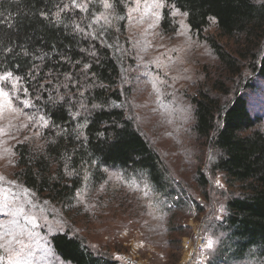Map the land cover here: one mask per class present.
Wrapping results in <instances>:
<instances>
[{
  "label": "trees",
  "instance_id": "trees-1",
  "mask_svg": "<svg viewBox=\"0 0 264 264\" xmlns=\"http://www.w3.org/2000/svg\"><path fill=\"white\" fill-rule=\"evenodd\" d=\"M161 1V32L178 30L172 9L188 13L184 16L190 33L215 55L214 74L191 96L190 130L191 137L213 148L210 174L221 173L225 188H214L203 168L188 171L193 185L181 175L180 163L170 169L133 118L129 99L136 90L131 82L143 78L151 83L152 77L136 75L130 48L122 57L118 53L126 41L123 23L114 25L113 20L125 10L118 0L109 20L98 17L99 6L75 9L71 0H0V71L19 75L33 108L49 124L15 144L13 174L35 196L55 204L63 219L73 218L77 224L98 205L117 209L118 215L142 227L147 242L170 250L162 264L179 260L192 206L198 213L207 208L199 219L215 215L205 224L206 233L222 234L209 264H263V113H254L249 96L239 91L247 77V91L259 88L252 81L255 76L264 81V0ZM211 26L216 30L206 34ZM122 66L129 81L122 78ZM81 124L87 127L77 138ZM110 172L119 173L112 187ZM196 189L204 201L191 194ZM219 206L221 218L216 217ZM75 226L67 224L50 235V246L62 260L127 264L114 258L109 247L89 243Z\"/></svg>",
  "mask_w": 264,
  "mask_h": 264
},
{
  "label": "rangeland",
  "instance_id": "rangeland-1",
  "mask_svg": "<svg viewBox=\"0 0 264 264\" xmlns=\"http://www.w3.org/2000/svg\"><path fill=\"white\" fill-rule=\"evenodd\" d=\"M117 0H108L111 8L103 6V0H77L78 3H86L99 6L100 14L105 20L112 18V8ZM124 7V13L114 16V25L122 22L126 41L119 44V54L122 57L125 48L132 51L133 63L136 66V75L144 77L149 74L152 77L151 83L147 79L133 80V87L136 92L131 94L129 103L131 113L137 125L143 130L145 136L162 152L168 166L173 171L180 163V173L188 178V171H196L197 167L203 168L212 181L214 188L218 190L225 188L221 173L210 174V162L214 156L212 147L198 142L191 137L190 125L192 123L191 96L197 92L199 87L207 84L210 74H214L216 58L209 45L202 40L195 38L189 31L183 13L172 9L178 30L173 34H164L159 29L161 20V10L163 2L161 0H118ZM160 5V6H157ZM120 28H117L119 31ZM215 27L211 26L205 33H213ZM128 42V43H126ZM225 45L229 46L224 41ZM231 46V44H230ZM152 67V68H150ZM125 66H122V78L129 81ZM5 71H0L3 75ZM19 77V75L14 74ZM250 80L247 77L243 80L240 91L249 96L251 110L254 113L262 110L263 120L260 128L264 131V81L257 76L252 80L259 88L256 91H247L244 83ZM252 82V83H253ZM238 81L234 84V86ZM130 84V83H129ZM233 85V84H231ZM233 86V87H234ZM144 93H141V89ZM17 89L10 86L5 90L10 92L12 106L6 101L3 104V113L0 115V261L2 264H15L13 256L7 246V241L11 239L5 233L19 231L12 221H19L20 225L28 228L33 233L31 237L25 235L20 237L30 247L21 253V264L27 251H32L29 257L30 264H69L54 253L50 246V235L56 231L67 228V224L74 223L76 229L89 243L98 246L100 249L110 248V253L114 258H118L130 264L127 257L130 255L136 264H162L165 262V251L157 243L147 242L144 237L142 227L135 224L126 217L118 215L117 209L113 210L103 205L96 206V211L86 217L84 222L75 223L74 219L64 217L59 208L43 197L35 196L28 188L23 186L14 176L15 152L14 146L17 142L28 139L37 134V130L43 128L41 117H45L37 112L24 93V86L19 80ZM27 99L30 107H23L20 101ZM185 155V157H183ZM190 173V174H191ZM189 174V176H190ZM177 179L183 177L174 174ZM110 187L113 182L119 179V173L110 172ZM219 180L222 187L217 185ZM192 184L190 177L187 179ZM193 185V184H192ZM106 190H102V193ZM196 200L204 198L201 190L196 189ZM203 197V198H202ZM205 199V198H204ZM6 206V207H5ZM186 219L185 226H189V233L181 238L180 258L175 264L185 261L190 243L195 241L194 231L200 229L206 237L205 254L198 256L200 263L209 264L211 255L220 246L219 241L222 234L219 232L204 231L205 224L215 215L211 213L205 220L199 219L207 212V208L198 213L195 206ZM20 209H23L21 212ZM224 211L219 206L216 217L221 218ZM198 214V216H197ZM29 218L35 219L36 227L32 228ZM73 221V222H72ZM74 226V225H73ZM213 242L212 249L206 247L207 242ZM12 248L19 250L20 246L13 244ZM173 253V252H172ZM214 257V256H213ZM223 264V261H221ZM230 264H253V262L242 261ZM264 264V260H263Z\"/></svg>",
  "mask_w": 264,
  "mask_h": 264
},
{
  "label": "snow or ice",
  "instance_id": "snow-or-ice-1",
  "mask_svg": "<svg viewBox=\"0 0 264 264\" xmlns=\"http://www.w3.org/2000/svg\"><path fill=\"white\" fill-rule=\"evenodd\" d=\"M89 2H90V0H89ZM71 6L75 9H80V10H85V11L87 10V4L86 3H78L77 0H71ZM103 6L105 8H111L112 7V5L108 2V0H103ZM157 6H160V5H157ZM65 7H68V6L65 5ZM62 11H64L63 8L60 9V12H62ZM183 15H188V13H183ZM56 19H57V22L60 21V13L59 12L57 13ZM2 22L3 21H0V23H2ZM212 22L213 23L216 22L214 17L212 18ZM76 27L78 30L83 31V29L79 28V25H77ZM8 51L11 52L12 49L9 48ZM88 67H90V66L85 65L86 69ZM20 79H21L20 77H17L14 75L13 71L5 70L4 74L0 75V102L6 101L10 107L12 106V98H11L10 92L5 90V89H6V87L10 86L12 89L19 90V89H17V84H18ZM24 93H25V95H27V90H24ZM20 103H21V105H23V107H30L31 106L27 99L21 100ZM84 107H85V105H81V108H84ZM2 113H3V104L0 103V115H2ZM41 120L43 121L44 127L49 126L48 121L44 120L43 117H41ZM85 127H87V124H81L79 126V129H77V138H79V136H82L84 134L82 129ZM65 167H66V165H65ZM105 171H107V169H105ZM67 174L72 175L73 173L69 172ZM76 175H79V173H76ZM216 183L220 187L223 186L220 184L219 180H217ZM81 203H82V201H81ZM20 211L22 212L23 209H20ZM12 223L17 226L19 231L18 232L17 231H10V232L5 233V235H8L11 237V239H9L7 241V246L11 252H15V255L12 257L15 264H21V253H25V250L29 249L30 246L28 244H26L24 239H21L20 237H24L25 235L31 237L33 233L31 232L30 229L25 228L23 225H20L19 221L14 220V221H12ZM29 224L31 225L32 228L36 227L35 219L29 218ZM0 227H2V226H0ZM69 239H71V237ZM13 244L20 246L18 251L15 250L14 248H12ZM3 247H4V245H0V248H3ZM206 247L208 249H212L213 242L211 240H209L206 244ZM32 255H33L32 251H30V250L27 251L26 255L23 257V264H30V261L28 258L31 257ZM0 264H2V261H0Z\"/></svg>",
  "mask_w": 264,
  "mask_h": 264
},
{
  "label": "built area",
  "instance_id": "built-area-1",
  "mask_svg": "<svg viewBox=\"0 0 264 264\" xmlns=\"http://www.w3.org/2000/svg\"><path fill=\"white\" fill-rule=\"evenodd\" d=\"M195 241L190 243V250L185 261H182L180 264H202L198 261V256H203L206 252L205 243L206 237L201 233L200 229H195L194 231ZM130 264H136V261L130 255L127 257Z\"/></svg>",
  "mask_w": 264,
  "mask_h": 264
}]
</instances>
